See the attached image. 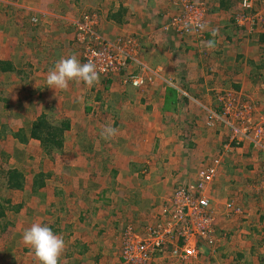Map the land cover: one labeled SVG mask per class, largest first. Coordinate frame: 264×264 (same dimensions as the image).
I'll return each mask as SVG.
<instances>
[{
	"label": "rangeland",
	"instance_id": "374dc122",
	"mask_svg": "<svg viewBox=\"0 0 264 264\" xmlns=\"http://www.w3.org/2000/svg\"><path fill=\"white\" fill-rule=\"evenodd\" d=\"M59 1L67 3L73 0ZM208 1L211 0H130L127 7L132 20L126 26L116 25L115 34L106 31L99 34L105 40L104 46L108 41L125 42L124 40L131 39V45H128L130 48L133 47V59L123 72L138 75L145 79V84L151 86L155 83L154 80L161 76V73H154L156 71L154 67L160 61L159 54L176 43L175 37L168 35L166 39L158 40L156 45L152 35L154 22H149L153 20L152 14L163 13L165 18L167 16L172 18L174 16H170L171 13L177 16L185 14L188 10H194L195 7H208ZM236 1L238 8L234 14V24L247 39L254 37L258 39L259 32L264 31V0ZM81 9L80 17L74 20L75 22L89 15L98 18L100 23L108 15L105 14V9L99 0H84ZM4 10H6L5 7ZM47 11L48 14L53 15L56 10ZM207 14L209 13L205 14L206 25L209 24ZM38 16L35 13L31 20L27 19L22 23L20 30L25 32L24 35L18 34L19 31L16 29L19 36L16 46L19 53L16 56L17 59L2 58L13 65L15 63L18 68L13 78L8 77L11 81L4 88H0V93L4 92L3 89L10 91V93L4 92L8 99L1 98L3 102H0V129L5 134V137L0 139V198L9 199L14 206L22 205V207L20 214L10 213L6 219L0 220L3 225V229L0 228L2 230H0V264H38L34 253L22 241L23 232L33 223L45 224L54 233L64 238L66 248L62 255L63 258L65 254H72L71 251H83L81 245L75 244L76 240L74 242L71 240V238L74 239L73 230L76 238L81 237L83 244L91 246V252L86 253L84 257H72L65 262L60 260V264H127L122 257L123 235L126 227L133 225L137 233L144 234L149 227H160L166 230L168 229L166 227L172 223L173 203L170 201L172 194L162 191V188H157L153 184L155 182L153 179L157 176L155 173H161L160 169L167 164V156L172 154L167 148L168 144H172L170 138L181 144L184 139H187V134H184L186 130L183 129L184 121H182L183 110L187 102L183 97L186 96L185 92H188L186 76L189 70L193 72L195 66L191 65L189 70H183L181 73L178 71L185 69L189 62L185 63L187 66L182 65L181 60L177 61L180 65L166 62V73H163L165 80L161 85L157 84L159 86L153 87L152 92L154 95L159 93L165 103L168 100V109L166 111L160 109L158 111L160 115L153 112V109L145 110L142 118L127 105L126 95L130 94L131 87L125 85L122 77L99 75V80L93 87H88L83 82L70 83L64 90L63 103H61L63 110H61V108H55L56 92L47 88L46 77L44 80L41 75L40 80L35 82L40 87L39 95L34 97L36 105H42L48 109L42 111L43 114L50 116L55 114L56 123L68 120L74 128L70 134L67 133L68 144L64 145L63 149L54 150L52 154H43L40 144L25 146L22 149L20 144L13 140V136L16 133V127L28 125L31 118L26 116L27 110H25L28 108L26 103H29V100L24 99L30 90L26 87V83H21L26 91H23L22 86L19 85L17 72L23 68L19 64L25 65L32 61L41 72L44 70L46 72L59 59L73 54L81 63H86L82 44L77 43L74 38L73 42L78 51L74 53L72 51L73 54H66L65 48L59 42L48 40L46 37V40L34 41L38 35L40 23H42ZM143 16L142 24L148 23L147 26H139L138 21ZM47 23L51 22L47 21ZM44 31L43 26L41 32ZM219 36H223L222 33ZM187 37L176 35L179 42L180 39L183 41ZM58 40H60L59 37ZM158 43H161V50L155 51ZM45 49H53V56L41 54ZM183 59H186L185 55ZM211 62L214 61L211 59ZM211 62L208 66L212 64ZM212 68L205 70V73H210ZM0 76L3 77V75ZM213 78L215 82L211 89L218 88L220 85V81L216 84L217 78L215 76ZM4 80L0 79V83L3 84ZM245 81L243 80V83ZM255 83L254 81L255 91L259 92L256 95L253 94L254 87L248 83L240 90L223 87L225 89L220 90V94L224 98L227 96L234 105H238L239 109L249 106L252 115L260 120L264 118V87L262 83ZM71 85L79 86V96L72 93ZM162 85L163 89H160ZM144 88L145 86L142 89ZM171 88L178 91L179 95L176 98L170 91ZM170 99H175L178 103L175 104L173 101L171 103ZM18 101L24 103L19 102L18 104ZM219 103L223 106L218 99ZM175 109L182 110L181 114L175 113ZM212 113L209 111V114ZM150 116L157 118L151 117L150 119ZM115 118L117 119L116 126L120 125V127L118 129L114 127L117 129V134L106 140L101 136V131L105 126L113 127ZM132 127L139 128L141 132L139 137L135 133L133 135L128 133ZM251 135L249 134L246 139L244 137L243 140L239 135L241 138L239 140L244 142L243 146L248 145L253 149L254 142L250 140ZM260 136L264 137V134ZM260 136L257 140L260 141L261 146L257 147L253 154L256 155L253 159L256 161V170L251 178L247 177L249 173L246 174L249 168L244 170L247 165L244 164L245 159L231 155L229 160L235 161L236 164L228 161L227 168H230V171L225 173L227 177L218 182L216 180L211 191L209 190V196L213 200L212 205L217 208L212 224L215 231L212 234L214 245L210 246L206 241L202 242L204 244L200 245V256L197 259H189L186 261L187 264H264V187L262 184L264 181V138ZM139 138L142 139V144L141 141L135 143V140ZM156 141H161L162 150L155 149L156 146L159 147ZM3 154L8 157H3ZM172 158L173 161L174 156ZM10 170H18L23 174L26 179L24 191L7 190V172ZM39 174L43 175L44 187L38 188L35 192L32 190V185ZM229 179L233 181L228 182ZM148 183H152L153 190L156 192L151 194L153 197H148L149 191H146ZM189 183H193V180ZM178 187L180 186H176L173 191ZM235 187L242 189L238 205H236L240 213L229 211L227 214L222 201L234 199L232 189ZM141 189L145 191L140 192ZM257 197L260 198L255 200ZM61 226H63L62 229ZM5 227L7 230L3 231ZM183 228V226L176 227L181 232ZM197 234H194L193 238ZM171 242L175 245H182L183 240L179 241L175 237ZM103 255L106 262L101 263L99 258L104 257ZM152 259L154 262L151 264H180L177 258L168 256V253Z\"/></svg>",
	"mask_w": 264,
	"mask_h": 264
},
{
	"label": "crops",
	"instance_id": "0c3cea01",
	"mask_svg": "<svg viewBox=\"0 0 264 264\" xmlns=\"http://www.w3.org/2000/svg\"><path fill=\"white\" fill-rule=\"evenodd\" d=\"M99 1L101 2V6H103L105 9V14H108L103 21H100V26L98 29L99 33H104V31H106L110 32L111 34H115L114 28L116 25L120 24L116 23L115 20L112 21L108 18L113 9H118L121 6H124L127 9L126 16L129 17V21L132 20V16L130 15L129 9L127 7V3L130 2V0ZM83 4L84 0L67 1V3L59 0H0V61H5L2 58L5 59L6 57L9 59H17L16 56H18L19 53L17 52L16 46L18 42L17 38H19V36L17 35L16 29H18L19 31L18 34L24 35L25 32H22L20 30L22 29V23L27 19L28 21L31 20L33 18L32 16H34L35 13L39 15L38 17L41 19L42 23H40L41 26L39 27L38 35L34 38V41L40 42L46 37L48 40L59 42L63 46V48H65L66 54H70L72 51L73 53L77 52L78 49H76V46L73 42V21L80 17L79 12L82 11L81 8ZM134 4H136V1H134ZM219 5H222L224 7L219 8ZM4 7L6 10H4ZM237 7L238 3L236 0L208 1L209 15L207 14V22H209V24L206 25L204 37L200 39L187 37L184 38L183 41H181V39L179 38L180 42L173 32H165L163 29V25L169 21V16L165 18V16H163V13H153V20H149L150 23L154 22L152 35L156 45L158 40H164L168 37V35H172L173 37H175L176 43L173 47L167 49L162 54H159L160 61H157L158 63L156 62L157 65L156 67H154L156 68V71L154 73H161L162 77L155 75L159 78L155 79V83L151 86H149V84H146L144 89H129L131 92L130 94L126 95L128 107L132 108L133 112L137 116L139 115V117L141 118L145 115L144 111L148 109H153V112H156L157 115H160L158 112L160 111V109L162 111H166L164 105L165 100L160 98L161 95L159 93H157V95H154L152 92V88L161 85L162 81L165 80L163 78V73H166V62H171L174 65H180L177 61L181 60L183 62L181 64L185 66H187L185 64L186 61L187 64L189 62V65L187 66L188 68L185 67V69L183 68L178 71L181 73L183 72V70H189L191 65L195 66L193 72L189 70L186 76L188 92H185L186 96H184L187 99V103L186 108L183 110L184 113L182 121H184L183 129L185 128L186 130L184 134H187V139H184L183 144H181L172 141L170 138L172 144H168L167 148H169V152H171L172 154L170 156H167L168 162L167 164H164L163 169H160L161 173H155V175L157 174V176L154 175L155 177L153 180L155 182L153 184H155L157 188H162V191H167L172 194V191L176 186H182L181 184L188 185L191 180H193L194 182L195 180H197V175L199 172H207L209 169L214 168L215 161L220 159H222V167L218 170L219 177L216 180L218 182V180L226 178L227 176L225 175V173L227 171H230V168H227V162H235L229 160V157L231 155H234L233 157L237 156L245 159L244 164L247 165L245 166L244 170H246V168H249V171H246V174L249 173L247 175L248 178H251L253 172L256 170V161L253 160L256 155H253L254 151L250 146L245 145L242 147L232 145L231 149L233 150L230 151L226 149L227 145H229L230 139L236 138L237 136L235 135V132L232 130V128L228 126V123L233 124L236 121L233 112L231 115L225 116L223 112L224 107L221 106L220 103L218 104V97L219 95H222L220 94V90L225 89L223 87H231L232 89L240 90L244 88V85L246 83L254 87V81L257 83V75H264V44L258 42L255 37V39H247L243 32L236 27L233 19ZM51 9L56 10L55 14L52 15L51 13H47V10L51 11ZM171 15H173V13H171L170 16ZM47 21L51 23L48 24ZM143 21L144 16L140 17V20L138 21V23L140 24L139 26L148 25V23L142 24ZM128 23H124L123 26H126ZM43 26L45 31L41 32ZM221 33L223 36H219V34ZM58 37L60 38V40H58ZM222 37L224 41L222 40ZM68 38L70 40L69 42ZM209 41H212L211 46L208 43ZM59 47L60 46H58V48ZM157 50H161V43H158V47L155 48V51ZM41 54H51L53 56L54 51L53 49H45ZM184 55L186 56L185 60L183 59ZM211 59L214 61V64L211 62ZM210 62L212 64L208 66ZM19 65H21V68L23 67L22 70L24 71H26L27 67L30 66L32 71V75L29 78V81L31 83L24 82L26 83V87H29L30 91L33 89H35L36 91L40 90V87L35 82H38L40 80L41 77L39 76L41 75H43V78L45 80V77H47V73L49 70L46 72H44L45 70L41 72L39 68L33 64L32 61H29L25 65L22 63H20ZM54 65L55 64H53L52 67ZM14 66L15 69L18 68V65H16L15 63ZM209 68H212L210 73H205V70ZM215 72H217V74ZM14 73L15 72L0 73V75H3V77L0 76V79L4 80L5 78L4 83H0V88H4L11 81V79L8 77L11 76V78H13ZM214 76L217 78L216 84L220 81V85L218 86V88L211 89V86L215 82V79L213 78ZM243 80L246 81L243 83ZM19 85H21V83H19ZM71 86L73 87V85ZM220 86L221 88H219ZM78 88L79 86L75 85V87H73L72 93H76L79 96ZM159 88L163 89V85ZM3 90L4 92L10 93L9 90ZM22 90L25 91L23 86ZM23 91L21 93H23ZM4 92L1 91L3 97L7 98ZM158 92L161 93V91ZM258 93L259 92L255 91L254 87L253 94L256 95ZM63 98L64 90H57L55 100L57 101V104L55 108H61V110H63L61 107ZM76 98L78 97L76 96ZM19 102L24 103L23 101H18V104ZM36 103L37 102L34 98L29 99V103H26V106H28V108L25 109L27 110L26 116L31 118L29 119L30 123L32 120H34L35 117H37V115H40L42 111L48 110L42 105H36ZM175 111V113L181 114L182 110L175 109ZM209 111L213 113L209 114ZM32 113L35 116H33ZM53 116L54 118H56L55 114ZM151 117L156 116H150L149 118L151 119ZM217 118L218 120H216ZM226 118H231L230 122H227ZM116 121L117 119L115 118L113 127H116L118 129L120 125L116 126ZM29 124L28 126L20 125L19 127H16L15 132L17 133L21 129H28ZM73 128V124L71 123V131L67 133L70 134ZM138 129L139 128L137 127H132V129H130L128 133L131 135L135 133L137 134V137H139V134L141 132H139ZM67 133L65 146L66 144H68ZM13 140L17 141L14 138ZM139 141H141V144L143 143L141 138L136 139L135 143ZM156 142L158 143L157 145H159V147L155 145V149L157 151L162 150L161 145L163 144H161V141ZM32 145L36 146L39 145V143L31 140L27 145L20 144V147L24 149L25 146L30 147ZM220 151L222 154L219 153ZM5 156L8 157L7 155L3 154V157ZM172 156H174L173 161ZM234 164H236V162ZM167 166L168 168H166ZM181 179L183 180L182 182L185 183H182ZM231 181L233 180L229 179L228 182ZM158 182L160 183L159 185ZM262 184L264 187V181H262ZM146 188V191H149L148 197H153V195L151 194H154L156 192L155 190H153L152 183H148ZM236 188L237 187L232 189L234 191L232 192V194L234 195V199L239 202V193L242 191V189ZM216 189H218V187ZM252 190L254 191V189ZM144 191V189H141L140 192ZM259 198L260 197H257L255 200H258ZM62 227L63 226H61L60 228L62 229ZM72 233L74 237V239L71 238L72 242L76 240L75 244L77 246L81 245V247H83V251H71L73 253L65 254L64 258L61 257V261L65 262L69 258L71 259L72 257L76 256L84 257L86 253L91 252V246L83 244L81 242V237L76 238L74 230L72 231ZM82 254L83 256H81ZM95 258L98 259V257ZM99 259L101 263L106 260L105 256Z\"/></svg>",
	"mask_w": 264,
	"mask_h": 264
},
{
	"label": "built area",
	"instance_id": "2783aa9c",
	"mask_svg": "<svg viewBox=\"0 0 264 264\" xmlns=\"http://www.w3.org/2000/svg\"><path fill=\"white\" fill-rule=\"evenodd\" d=\"M205 12H208L207 7H195L194 10H188L185 14L175 15L165 24L163 29L165 32L172 31L180 36L203 38L206 26ZM184 18L187 19L184 20ZM96 25L98 23L94 16H83L80 21L74 23V39L77 43L82 44L86 63L89 61L95 63L99 75L121 77L124 73L123 70L133 59V47L130 48L128 45H131V39L124 40L125 42L108 41L107 45L104 46L105 40L97 33ZM122 78L125 84L134 89H142L146 85L144 78L133 73L126 74ZM218 99L224 107V115L228 116L233 112L236 121L233 124L228 123V126L237 136L230 139L226 149L233 150L231 147L234 141H236L237 146L243 147L244 142H240L239 135L242 136L243 140L244 137L245 139L248 138L249 134H252L250 140L254 142L253 147H260L261 143L257 137L264 134V122L262 121L264 118L257 120L252 115L249 106L244 107L245 109H239L238 105H234L227 96L224 98L219 95ZM230 120L231 118H226L227 122ZM221 162L222 159L216 160L214 168L207 172H199L197 180L193 183L180 186L172 192L170 196L172 199L170 201L173 203L172 215L170 214L172 223L166 227L168 229L149 227L144 234H139L133 225L125 228L122 257L127 264H151L154 262L152 258L164 253L177 258L180 264H187L186 261L189 259H197L200 256L202 242L206 241L208 245H214L212 234L215 231L212 224L217 208L212 205L213 200L209 196V190L211 191L213 184L219 177L218 170L222 167ZM223 203L227 214L229 211L240 213L234 202L225 203L222 201V205ZM217 204L221 205V203ZM177 226H183V231L176 229ZM194 234H197L195 238H193ZM175 237L179 241L183 240L182 245H175L171 242Z\"/></svg>",
	"mask_w": 264,
	"mask_h": 264
},
{
	"label": "trees",
	"instance_id": "16d2710c",
	"mask_svg": "<svg viewBox=\"0 0 264 264\" xmlns=\"http://www.w3.org/2000/svg\"><path fill=\"white\" fill-rule=\"evenodd\" d=\"M224 6L219 5V8H222ZM218 8V9H219ZM238 8V7H237ZM217 9V10H218ZM207 11L209 12V8L207 7ZM127 9L124 6H121L118 9H113L112 12L109 14V19L114 21L116 23H119L123 25L124 23L129 22V17L126 16ZM175 16V14L171 15ZM171 19V18H170ZM258 39L261 44H264V31L259 32ZM257 39V40H258ZM264 48V47H263ZM85 61V60H84ZM263 64H264V58H263ZM264 67V65H263ZM262 67V68H263ZM261 68V69H262ZM17 71L15 69V66L13 63H10L9 61H0V73L4 72H15ZM31 68L30 66L27 67L26 71L22 70L17 72V76L19 77L20 83L29 82V78L31 77ZM257 82L262 83L261 85L264 87V75H257ZM26 91V89H25ZM172 94H174L175 98L179 95L178 91L176 89L170 90ZM40 90H31L30 93H27L26 99L29 100L34 98L36 95H39ZM6 100L2 94H0V102H3L2 99ZM184 101L186 102V98L183 97ZM99 100V99H98ZM100 101V100H99ZM171 103L172 101L177 104L178 101L175 99H170ZM1 104V103H0ZM175 107V106H174ZM173 108V107H172ZM171 108V109H172ZM176 108V107H175ZM168 109V100L165 103V110ZM1 110V108H0ZM35 116V115H33ZM55 118L53 115L43 114L41 113L39 116L35 117L34 120L31 121L29 124L28 129H21L17 133L14 134V138L17 140L19 144L27 145L31 140L38 141L40 143V150L43 154H52L54 150H60L64 148L65 141H66V133L70 130V121L63 120L59 123L55 122ZM28 126V125H26ZM1 128L2 124H1ZM5 134H3V131L0 129V139L4 138ZM233 146H237L236 142L234 141ZM242 145V144H241ZM252 150L254 151L256 148L252 146ZM220 154L221 151L219 152ZM39 177L32 185V190L37 191L38 188L44 187V179L42 178L43 175H38ZM25 183L26 179L24 178L23 174L18 170H10L7 172V182L6 187L8 191H24L25 190ZM22 205L14 206L12 202L9 199H1L0 198V220L6 219L8 214L10 213H17L20 214ZM1 222V221H0ZM3 225L0 223V228H2ZM3 229V228H2ZM1 230V229H0ZM7 230L6 227L3 231ZM2 231V230H1ZM85 252V251H84ZM84 254V253H83ZM82 254V256H83Z\"/></svg>",
	"mask_w": 264,
	"mask_h": 264
},
{
	"label": "clouds",
	"instance_id": "9594fccd",
	"mask_svg": "<svg viewBox=\"0 0 264 264\" xmlns=\"http://www.w3.org/2000/svg\"><path fill=\"white\" fill-rule=\"evenodd\" d=\"M95 19L98 23V25H96V31L99 34L98 29L100 23L98 18L95 17ZM74 23L75 21L73 22V28ZM208 43L211 46L212 41ZM124 75L126 74L122 73L121 77ZM98 80L99 74L96 64L91 61L88 63H81L77 56L73 54L67 58L62 57L49 69L46 77V85L48 89H52L56 92L57 90H66L70 83L83 82L86 86L93 87ZM130 87L133 88L132 86ZM116 134L117 129L110 125L105 126L101 131V136L106 140L113 138ZM224 202H234L235 205H238V201L235 199ZM22 241L34 253L38 260V264H60V259L66 248L64 238L54 233L49 226L41 223H33L27 228L22 234Z\"/></svg>",
	"mask_w": 264,
	"mask_h": 264
}]
</instances>
